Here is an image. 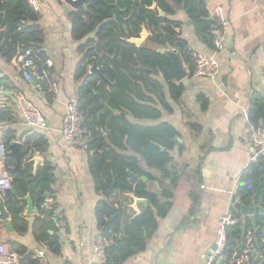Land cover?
I'll return each mask as SVG.
<instances>
[{
	"label": "crops",
	"instance_id": "obj_1",
	"mask_svg": "<svg viewBox=\"0 0 264 264\" xmlns=\"http://www.w3.org/2000/svg\"><path fill=\"white\" fill-rule=\"evenodd\" d=\"M36 1L38 9H32L38 13V24L44 30V42L39 52L45 54L46 61L41 63L31 51L35 58V66L31 69L33 80L38 81L37 87H33L32 82L24 79L21 70L23 54L20 53L16 63L15 58L7 60L0 55V115L10 114L6 121L0 119L2 138L5 141L6 134L11 131L14 134L12 136L16 135L15 140L25 141L29 133H40L48 141L46 153L35 155L41 159L38 167L48 163L53 168L55 178L52 186L54 196L46 197L44 209L54 210L56 214L51 218L52 224L47 233L58 238L61 250L59 253L47 251L50 264H103L93 261L95 245L102 235L96 218L98 204L106 201L121 206L120 239L125 236L126 225L142 214L150 203L147 200V204L139 205L135 210L133 193L116 189L115 186L108 197L99 193L89 165V157L94 151L85 152L63 139L66 106L71 98L79 96L83 84L79 71L83 62H87V50L81 51V46L94 35L82 41L75 39L71 15L81 10L67 8L63 0ZM206 4L212 19H216L215 13L220 10L227 22L224 28L216 31V35L224 41L222 51L216 52L214 47L205 42L184 10L168 18L181 23L175 31L188 42L190 48L218 60L220 74L217 79L208 80L192 75L182 56L174 50L179 54L189 80L184 85L174 78L176 85L181 84L186 88L179 105L170 99L168 84L162 75L146 72L147 76L163 87L172 112L163 108L159 94H151L145 89L143 94L152 98L154 103L144 101L141 104L158 109L161 114L158 119L136 118L123 109L104 104L110 110H115H111L114 115H120L134 125L153 127L166 124L179 133L178 146L170 152L172 163L169 165L180 177L173 198L169 200L163 196L159 182H151L146 176L143 177L147 178V182L140 181L158 196L160 203H171V207L166 216L159 218L157 229L147 238L146 248L143 251L134 250L133 255L122 264H207V257L215 248L219 221L230 211L232 196L238 194L237 200L243 203L239 194L243 178L251 175L258 179L259 174H264L260 162L253 164L250 161L254 147L248 117L253 94L260 92L264 95V0H206ZM21 19L23 24H29L26 18ZM147 30L150 38L152 32L148 27ZM95 47L103 49L100 43ZM154 49L165 48L155 45ZM92 65L88 66V72ZM39 66L43 77L39 75ZM44 85L47 86L46 91ZM12 97L18 99L17 104L12 101ZM200 97L208 103L206 111L202 109ZM27 106L43 115L48 122V130H33L25 124L23 109ZM102 133L109 144L111 130L105 128ZM126 154L133 155L131 152ZM142 167L150 172L144 162ZM152 173L159 176L156 171ZM10 175L12 177L15 174ZM259 184L264 196V182L260 181ZM0 194L7 200L8 195L13 193ZM30 196L36 209L34 216L25 215L27 202L24 197H19L22 207L19 219L28 222L27 230L23 232L14 226L11 212L10 223L14 229L7 231L4 227V234L0 236V240L6 242L11 251L23 253L18 254L23 264L28 254L42 248V241L35 235L33 228L35 219L45 216L37 207L36 200ZM233 216L239 220L234 226H241V231L244 229L242 233L247 231L248 236L254 239L252 229L248 228L246 222L250 219L240 214ZM252 244L254 249L251 253L256 252L257 257L261 256L264 264L263 249H256L254 241ZM119 257L117 249L105 264H117L115 259ZM242 262L253 264L250 257Z\"/></svg>",
	"mask_w": 264,
	"mask_h": 264
},
{
	"label": "trees",
	"instance_id": "obj_2",
	"mask_svg": "<svg viewBox=\"0 0 264 264\" xmlns=\"http://www.w3.org/2000/svg\"><path fill=\"white\" fill-rule=\"evenodd\" d=\"M88 2L90 7L87 10L82 9L73 13L71 17L76 40L82 41L94 35V38L81 46V51L87 50V62H83L79 71V78H83L79 92V108L84 115L83 126L89 131V151H94L89 157L91 175L99 193H104L115 186L116 189L132 192L136 198L149 200L150 203L142 214L126 225L125 236L120 239L118 235L121 233L120 224L123 215L121 206L106 201H101L97 206L96 218L100 230L113 219L109 232L103 235L113 240V244L106 249L107 262L112 253L119 249L120 257L115 261L117 264H122L133 255L134 250L143 251L146 248L147 238L157 229L159 218L166 216L171 207V203H160L158 196L149 190L146 183L130 184L129 173L140 177L146 176L151 182H159L163 196L171 200L180 177L173 170V166L169 165L172 163L170 152L178 146L179 133L166 124L153 127L134 125L126 118L114 115L104 104L123 109L136 118L158 119L161 115L158 109L141 104L144 101L149 104L154 103L152 98L143 94L145 89L151 94H159L163 108L172 112L163 87L147 76L144 70L162 75L168 84L170 99L178 105L181 103L186 88L173 82L175 75L170 62L154 49L155 45L164 47L168 45L178 51L193 75L194 66L188 51V42L175 31L181 23L172 21L168 17L174 16L179 10H184L197 26L198 34L211 47H214V41L218 38L216 31H220L222 27L216 19L211 18L206 0H118L120 8L124 11L123 17L129 19L127 23L129 34H127L123 25L114 19L116 0H88ZM153 3H157V6L165 12L164 18H159L157 11L147 10ZM21 16L26 18L29 24H23ZM38 20V13L29 6L27 0H0V55L12 60L18 53L32 51L39 61L44 63L46 56L39 52L44 42V30L38 24ZM144 24L151 30L152 36L148 39V44L137 48L127 40L138 37ZM97 43L103 46L102 50L95 47ZM93 58L97 59L104 75L114 85L109 87L89 74L88 66L93 63ZM199 99L203 103L202 109L206 111L208 103L203 101L202 97ZM9 115V112L1 113V121H6ZM248 117L251 126L255 129L264 127L262 93L253 94ZM105 128L111 130L108 137L109 144L103 137L102 130ZM11 133L10 131L6 134L5 141L15 140L16 135L12 136L14 134ZM24 143L32 155L44 154L48 149V141L40 133H29ZM162 147L165 151L161 149ZM126 152H131L133 155H128ZM142 162L147 165L150 172L142 167ZM260 165L264 167L263 161H260ZM8 166H14V160L7 159ZM23 171V174L17 173L12 176L16 193L7 197L13 212L14 226L23 232L29 226L27 221L19 219L22 211L19 197L25 198L30 193L36 200L41 214L45 216L43 219H35L33 231L42 243L48 245L49 250L59 253L61 247L58 238L47 233L52 224L54 210L44 209L45 195L54 196L53 168L45 163L44 166H39L34 174L33 164L27 163ZM155 171L159 173L158 177L152 173ZM257 177L258 179L247 175L242 180L239 194L245 205L250 204L260 181L264 182V174H259ZM258 218L256 227L250 220L247 219L246 222L248 228L252 229L256 249L262 251L264 245L261 244L260 238L264 229V217ZM247 242V231L242 233L241 226L229 227L225 251L215 264H237V259L247 248ZM249 257L253 264L263 262L261 256H253V253H250ZM25 264L38 263L32 258L31 253L28 254Z\"/></svg>",
	"mask_w": 264,
	"mask_h": 264
},
{
	"label": "built area",
	"instance_id": "obj_3",
	"mask_svg": "<svg viewBox=\"0 0 264 264\" xmlns=\"http://www.w3.org/2000/svg\"><path fill=\"white\" fill-rule=\"evenodd\" d=\"M28 4L34 10L38 9L36 0H27ZM215 18L219 25L224 28L227 25L226 20L220 10L215 13ZM167 49L174 51L170 46ZM214 49L216 52L224 49V41L221 37L214 41ZM191 60L194 66L193 75L198 78H205L208 80H215L220 74V65L214 56H208L198 51H194L189 47L188 49ZM35 66V58L31 51H26L22 57V72L24 79L31 83L33 81V74L31 69ZM56 92V91H55ZM23 117L25 124L33 129L39 131H46L49 128L48 122L43 115L35 108L27 106L23 109ZM84 115L79 108V96L71 98L66 106V122L62 129V137L65 142L71 146L79 147L83 151H89V131L84 128ZM251 140L254 151L251 155V163H258L264 160V127L255 129L251 126ZM5 141L2 138V131L0 128V193H6L13 189V179L7 171V148L4 145ZM56 215V214H55ZM229 211L219 221L217 229L215 248L213 252L207 257V264H215V262L223 256L227 244V229L239 223V220L233 216ZM4 234V227L0 223V236ZM261 241L264 245V229L262 230ZM253 237L248 236L247 248L244 254L237 259V264H242L244 259L249 260V254L254 249ZM113 244V240L101 235L94 248L93 261L105 264L107 262L106 249ZM49 247L46 243H42V248L32 252V258L38 264H50L47 251ZM264 253V248H263ZM235 256V255H234ZM0 264H21V257L11 251L6 242L0 240ZM68 264H74L72 262Z\"/></svg>",
	"mask_w": 264,
	"mask_h": 264
},
{
	"label": "water",
	"instance_id": "obj_4",
	"mask_svg": "<svg viewBox=\"0 0 264 264\" xmlns=\"http://www.w3.org/2000/svg\"><path fill=\"white\" fill-rule=\"evenodd\" d=\"M66 4L67 8L69 7L71 10L74 11H80L82 9H88L89 5L87 4V0H63ZM115 7L117 8V12L115 15V19L119 22H121L124 25V30L127 34H129L128 28L126 24L129 20L124 19L122 16V11L119 8L118 4H115ZM149 11H157L159 18H164L166 16L165 12H163L156 3H153V5L150 8H147ZM21 18H23L21 16ZM142 31L138 35V37H132L127 40L128 43L136 46L137 48H140L144 45V43L149 39V32L147 30L146 25H143L141 27ZM165 48V47H164ZM157 52L164 57L167 58V60L170 62L174 69L175 73V79L177 82H183L184 85H187L189 83L188 72L184 69L182 60L179 56V54L175 51H171L168 49H158ZM20 53L17 54V56L14 59V63L17 62L19 58ZM39 75L43 77V72L41 67L39 66ZM148 74H150L151 71L144 69ZM89 74L97 77L100 79L103 83L111 86V82L103 73V68L98 66V62L96 58H93V65L89 69ZM33 87H37L38 81L37 79H34L32 81ZM47 90V86L44 85V91ZM9 94V93H8ZM12 101L17 104L18 99L15 97L11 98ZM115 112L114 109H111ZM5 147L7 148V158L14 160V166H8L7 171L10 174H23V169L25 164H33V173L35 174L38 168V165L41 162V159L37 157L36 155H32L31 151L27 149L24 140H15L11 142L5 141L4 143ZM163 151L165 149L161 148ZM129 183L132 185L138 184L140 181L147 182L146 177H138L137 175H134L133 173H129ZM114 187H110V189L106 192H104V196L108 197L113 192ZM13 194L16 193L15 189L13 188L11 190ZM47 198H49V194L45 195ZM238 194H234L232 196L231 200V206L230 211L234 214H240L244 218H249L254 226H256V218L258 216L264 217V196L261 194V184L258 185L255 195L252 197V203L251 205H245L237 200ZM242 200V199H241ZM24 201L27 202V207L25 211L26 216H34L36 213V209L33 203V199L31 198L30 194H27L24 198ZM146 199H139L134 198V204L133 209L137 210L139 205L147 204ZM14 205V204H13ZM44 207H46V203L44 204ZM11 209H10V202L7 201L2 194H0V223L7 231H13L14 227L12 223H10V219L12 217L11 215ZM113 219L109 220L106 225L102 229V235H106L112 225ZM244 232V229H242ZM50 234H52L50 232ZM130 242V241H129ZM253 256H256V252H253Z\"/></svg>",
	"mask_w": 264,
	"mask_h": 264
},
{
	"label": "flooded vegetation",
	"instance_id": "obj_5",
	"mask_svg": "<svg viewBox=\"0 0 264 264\" xmlns=\"http://www.w3.org/2000/svg\"><path fill=\"white\" fill-rule=\"evenodd\" d=\"M136 1V0H135ZM116 3L118 4V0H116ZM115 3V4H116ZM87 4L89 5V7H90V3L88 2V0H87ZM115 4H114V7H115ZM157 4V3H156ZM118 6H119V4H118ZM116 8V7H115ZM119 8H120V6H119ZM150 8V7H149ZM121 9V8H120ZM121 11H122V16H123V10L121 9ZM116 12H117V8H116ZM115 15H116V13H115ZM115 15H114V19H115ZM124 18V17H123ZM124 19H127V20H129L128 18H124ZM115 21H117L116 19H115ZM117 22H119V21H117ZM119 23H121V22H119ZM122 24V23H121ZM123 25V24H122ZM127 25V24H126ZM144 25H146V24H144ZM143 26V25H142ZM123 27H124V25H123ZM147 27V26H146ZM126 32V31H125ZM140 34V33H139ZM166 48V47H165ZM167 49V48H166ZM169 50V49H168Z\"/></svg>",
	"mask_w": 264,
	"mask_h": 264
}]
</instances>
